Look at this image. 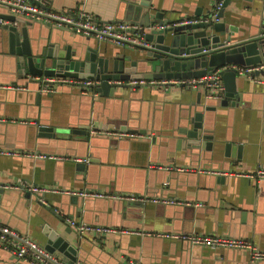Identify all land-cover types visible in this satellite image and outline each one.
<instances>
[{
	"label": "crops",
	"instance_id": "1",
	"mask_svg": "<svg viewBox=\"0 0 264 264\" xmlns=\"http://www.w3.org/2000/svg\"><path fill=\"white\" fill-rule=\"evenodd\" d=\"M210 1L37 0L44 10L77 14L84 11L98 21L116 23H126L128 6L141 3L151 4L173 18H206L223 2L212 0L210 5ZM263 7L264 3L259 0H229L219 22L231 34V44L264 32ZM0 13L7 12L1 8ZM50 27L45 24L30 27V40L50 38L52 33L51 40L63 48L80 46L83 52L91 47L107 58L138 53ZM257 78L260 82L237 76L240 97L233 107L230 101L222 106L220 102L206 100L201 90L176 87L166 91L150 86L135 91L121 89L119 95L103 98L96 93L80 92L75 86L59 85L54 94H46L39 92L41 84L35 78L13 77L2 73L0 68V149L15 153L0 155V186H3L0 187L3 190L0 223L44 246L43 229L52 221L74 242L78 262L82 264H264V261L251 262L244 251L210 249L162 237L179 233L244 239L264 251V180L238 175L264 169V73ZM205 108L213 109L206 111ZM193 110L202 111L203 129L213 138L211 151H190L178 145L176 131L186 125L182 118ZM93 120L104 125L114 124L115 128L90 126L86 140L37 137L39 125L54 127L60 135L69 136L71 130H78ZM123 126L127 130H122ZM117 130L145 134L149 138L114 139L99 134ZM228 144L232 148L229 157H225ZM49 156L60 159H49ZM90 159L97 162L92 163ZM213 171L233 174L217 175ZM221 177L223 182H217ZM22 184L66 191L142 193L139 196L188 204L151 201L143 204L65 193L41 196L28 192L26 187L13 188ZM47 207L56 211L65 208L62 211L65 222L71 220L131 232L79 235L69 224L52 218ZM0 264L30 263L15 259L0 247Z\"/></svg>",
	"mask_w": 264,
	"mask_h": 264
},
{
	"label": "water",
	"instance_id": "2",
	"mask_svg": "<svg viewBox=\"0 0 264 264\" xmlns=\"http://www.w3.org/2000/svg\"><path fill=\"white\" fill-rule=\"evenodd\" d=\"M29 1L39 5L37 1ZM228 2L229 0H223L217 19L223 17ZM209 3L211 5L212 0ZM128 8L126 23L132 27L129 33L143 38L150 47L133 49L138 53L132 56L117 54L113 58L99 55L98 51L91 47H87L83 52L80 46H75L74 49L59 47L51 40L52 33L49 34L50 38L41 37L31 41L30 27L39 23L26 21L7 11L0 13V20L7 23L0 24L2 73L13 77L21 76V78L30 76L40 84L46 78L90 82L89 85L75 87L80 92L85 90L103 98H113L119 95L118 91L121 89L135 91L146 87V85L128 84L132 81L200 78L221 69L223 98L211 101L220 102L222 106H227L230 101V105L234 107L236 102H239L240 94L236 87L237 73L231 67H251L264 62V32L231 44V34L226 30L225 24L219 20L211 21L212 14L206 17L207 22L183 24L184 18H173L156 10L151 4L129 5ZM261 13L264 15V7ZM262 23L264 29V20ZM46 26L50 27V25ZM260 74L262 73L256 72L255 76ZM196 103L201 106L198 100ZM205 109L207 111L213 108ZM202 117V111L193 110L192 114L190 112V115L187 114L182 118L186 121V125L176 131L178 145L190 151L199 149L205 152L211 151L213 138L206 134V129H203ZM90 126L109 130L115 128L114 124L104 125L93 120L88 125L80 126L78 130H71L69 137L60 135L54 127L39 125L37 137L86 140V130ZM124 126L121 129L127 130ZM231 148L229 144L225 146V157H229ZM90 162L94 163L97 160L90 159ZM217 182H223V177L217 179ZM2 191L0 189V194ZM122 206L126 208L127 205ZM46 210L55 220L65 222L62 219V211L65 208L61 207L58 212L49 207ZM49 223H46L43 229L46 236L44 248L56 256L63 257L69 264H82L78 262V250L74 242L69 240L56 224L52 221Z\"/></svg>",
	"mask_w": 264,
	"mask_h": 264
},
{
	"label": "built area",
	"instance_id": "3",
	"mask_svg": "<svg viewBox=\"0 0 264 264\" xmlns=\"http://www.w3.org/2000/svg\"><path fill=\"white\" fill-rule=\"evenodd\" d=\"M37 1V0H34ZM264 3V0H259ZM0 8L5 9L9 14L17 16L19 18H24L30 22L50 25L59 29H66L80 36L86 38H94L98 42H107L112 45L119 47H127L130 49H147L150 44L145 42L143 38L132 35L129 30L132 29L127 23H116L109 21H98L92 17L91 14L87 12L72 13V12H57L44 10L38 4H34L29 0H0ZM221 5L217 4L215 9L211 13V21H218L217 13L220 10ZM207 18H187L183 20V24H196L201 22H207ZM0 24H7L0 20ZM236 70L237 76L246 77L247 79L260 82V80L255 76V73H264V62L254 65L251 67H237L232 66ZM220 70L217 69L211 74L200 78H190V79H173V80H149V81H132L128 84H138L146 85L150 87H159L163 90H168L173 87L181 89L190 90H201L205 95L206 99L210 100H221L224 94V87L220 76ZM90 82H83L71 79H54L46 78L42 80L39 92L46 94H54L59 85H74V86H86ZM1 87V86H0ZM21 89V88H18ZM83 93L87 91L83 90ZM10 122H17L16 120H10ZM21 123H26L20 121ZM100 135L106 136L114 139H144L149 138L145 134H139L129 131H104L99 132ZM15 154L12 150L0 149V155H13ZM45 158V156H39ZM49 159H60L59 157L49 156ZM73 160L82 161L87 163V159L74 158ZM212 174H223L231 175L232 172H218L213 171ZM238 175L245 176L248 179L261 181L264 180V169L259 168L256 172L252 174L239 173ZM3 187V186H0ZM6 188H11L9 185H5ZM25 185L15 186V189H24ZM26 190L32 194H39L43 196L44 194H54V193H65L70 195H75L81 198H118L126 199L130 201H139L143 204L146 202H162L169 204H188L187 202H181L176 200H161L158 198H149L146 196L139 195H123V194H106L101 190H79V191H69L61 190L58 187H37L34 185H29ZM200 206V204H196ZM69 225L75 229V231L80 235L84 233H92L99 235L106 234H123L131 231L122 230L114 227H103L80 224L76 221H68ZM162 237L171 238L178 241H187L191 245L202 246L210 249L225 248L237 251H244L248 253L251 262L264 261V251L258 250L251 242L244 239H234L218 236H204L196 234H166ZM0 247L9 251L15 259L23 262H28L30 264H69L65 259L60 256H56L48 252L43 245L36 242L31 237L19 233L17 230L10 228L2 223H0ZM129 264H138L136 262H129Z\"/></svg>",
	"mask_w": 264,
	"mask_h": 264
}]
</instances>
